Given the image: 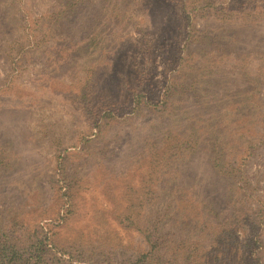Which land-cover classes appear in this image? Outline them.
Instances as JSON below:
<instances>
[{"label": "rangeland", "instance_id": "1", "mask_svg": "<svg viewBox=\"0 0 264 264\" xmlns=\"http://www.w3.org/2000/svg\"><path fill=\"white\" fill-rule=\"evenodd\" d=\"M2 250L264 264V0H0Z\"/></svg>", "mask_w": 264, "mask_h": 264}, {"label": "trees", "instance_id": "2", "mask_svg": "<svg viewBox=\"0 0 264 264\" xmlns=\"http://www.w3.org/2000/svg\"><path fill=\"white\" fill-rule=\"evenodd\" d=\"M4 251L5 250L0 251V264H27V262L21 261V259L17 257H6L7 255L4 254Z\"/></svg>", "mask_w": 264, "mask_h": 264}]
</instances>
